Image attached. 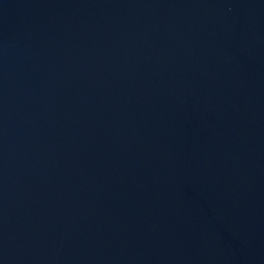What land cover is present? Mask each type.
<instances>
[{
	"label": "water",
	"instance_id": "95a60500",
	"mask_svg": "<svg viewBox=\"0 0 264 264\" xmlns=\"http://www.w3.org/2000/svg\"><path fill=\"white\" fill-rule=\"evenodd\" d=\"M0 264H264V0H0Z\"/></svg>",
	"mask_w": 264,
	"mask_h": 264
}]
</instances>
